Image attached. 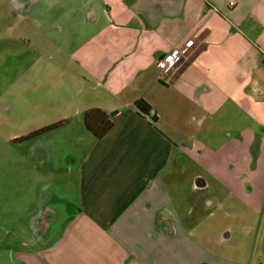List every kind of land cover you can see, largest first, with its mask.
I'll list each match as a JSON object with an SVG mask.
<instances>
[{
  "label": "crops",
  "instance_id": "0c3cea01",
  "mask_svg": "<svg viewBox=\"0 0 264 264\" xmlns=\"http://www.w3.org/2000/svg\"><path fill=\"white\" fill-rule=\"evenodd\" d=\"M10 2L11 13H29L41 0ZM70 7L63 12L76 15L82 35L72 57L80 93H88L76 107L84 134L64 155L68 178L46 182L41 205L50 219L34 230L39 252H19L17 260L242 264L205 250L177 225L183 207L172 193L192 169L254 192L264 132V0H76ZM166 56L176 64L163 76L156 61ZM138 100L150 107L147 116L136 111ZM91 109L113 114L101 139L83 127ZM58 185L65 187L58 198L75 209L55 231L48 205ZM207 185L201 175L191 182L194 190Z\"/></svg>",
  "mask_w": 264,
  "mask_h": 264
},
{
  "label": "rangeland",
  "instance_id": "374dc122",
  "mask_svg": "<svg viewBox=\"0 0 264 264\" xmlns=\"http://www.w3.org/2000/svg\"><path fill=\"white\" fill-rule=\"evenodd\" d=\"M10 5L0 0V264H25L17 255L39 252L34 229L41 196L46 197L47 181L68 178L64 155L76 151V136L84 134L76 107L88 93H80L72 57L79 46L76 38H82L76 35V15L63 12L76 0H41L29 13H11ZM62 16L68 21L63 23ZM63 118L62 127L32 135ZM258 131L262 157L251 195L200 169L182 175L186 180L172 193V202L183 207L177 225L205 250L232 254L242 264H264V132ZM197 175L206 179V188L192 189ZM58 188L50 191L57 198L48 205L55 231L75 209L58 198L65 187Z\"/></svg>",
  "mask_w": 264,
  "mask_h": 264
},
{
  "label": "trees",
  "instance_id": "16d2710c",
  "mask_svg": "<svg viewBox=\"0 0 264 264\" xmlns=\"http://www.w3.org/2000/svg\"><path fill=\"white\" fill-rule=\"evenodd\" d=\"M135 108L140 115L147 116L150 112V107L143 100L136 101ZM112 117L113 114H106L99 109H91L82 113L81 120L84 129L89 134H91L95 139H101L112 128ZM53 127H56V125H52L50 127H46L42 130L34 132L32 135L48 131Z\"/></svg>",
  "mask_w": 264,
  "mask_h": 264
},
{
  "label": "built area",
  "instance_id": "2783aa9c",
  "mask_svg": "<svg viewBox=\"0 0 264 264\" xmlns=\"http://www.w3.org/2000/svg\"><path fill=\"white\" fill-rule=\"evenodd\" d=\"M175 64L176 59L172 58L171 56H166L156 61V67L163 76H168Z\"/></svg>",
  "mask_w": 264,
  "mask_h": 264
},
{
  "label": "flooded vegetation",
  "instance_id": "af4514ba",
  "mask_svg": "<svg viewBox=\"0 0 264 264\" xmlns=\"http://www.w3.org/2000/svg\"><path fill=\"white\" fill-rule=\"evenodd\" d=\"M42 130V129H41ZM43 133V132H42ZM46 207H41L40 211L37 213V219L35 224V231L40 232L44 230V228L48 225L49 214L46 212Z\"/></svg>",
  "mask_w": 264,
  "mask_h": 264
}]
</instances>
